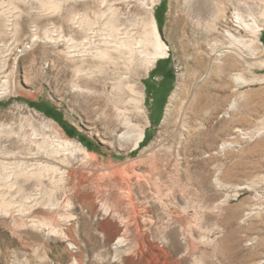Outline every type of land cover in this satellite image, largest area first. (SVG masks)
Masks as SVG:
<instances>
[{"label": "rangeland", "instance_id": "1", "mask_svg": "<svg viewBox=\"0 0 264 264\" xmlns=\"http://www.w3.org/2000/svg\"><path fill=\"white\" fill-rule=\"evenodd\" d=\"M151 1L154 15L163 13L159 30L169 46L157 61L172 67L173 79L150 75L157 62L149 72L142 61L120 70L144 93L149 119L146 138L134 149L109 134L101 114L118 68L90 75L96 60L88 50L105 37L110 10L121 32H135L146 12L143 0H0V87L7 88L0 97V161H27L35 139L57 130L95 155L85 160L68 150L48 161L63 173L16 176L12 170L4 178L9 186L0 180V264H264V135L236 136L238 147L208 155L234 128L264 125V81L241 85L246 99L225 118L218 115L234 94L233 68L219 77L208 73L212 46L227 44L225 29L249 36L234 25V12L262 27L264 37V0H147V6ZM100 11L107 13L94 31H83L79 15L94 19ZM61 35L72 36L75 47ZM240 54L234 68L264 74L263 51L244 47ZM78 66L88 70L77 74ZM214 164L222 186L214 183ZM247 182L250 188L236 191ZM253 207L257 213L245 217Z\"/></svg>", "mask_w": 264, "mask_h": 264}, {"label": "bare ground", "instance_id": "2", "mask_svg": "<svg viewBox=\"0 0 264 264\" xmlns=\"http://www.w3.org/2000/svg\"><path fill=\"white\" fill-rule=\"evenodd\" d=\"M152 3L153 2L151 1L150 2L151 5L147 6V4H149V2L147 3V0H143V4L145 5L144 7L146 9V12L143 15H141V17L139 16L140 18L138 17L139 21L135 23L136 24V27H135L136 31L135 32H133L132 29L131 30L122 29L123 31L121 32L120 31L121 28L119 27L120 25L118 26V24H117L118 22H116L114 12H112L107 7V9L110 10V13L108 12L109 15L105 19L103 18L104 21L102 22V28H104V30H106L105 37L101 38V37H98V35H97L96 37L101 38V39L99 41H97L98 39L96 41L94 40L95 41L94 43H96V42H98V43H96V45L91 43V44H93V47H91L92 49L90 48V50H88L90 57L93 60H96L95 64L91 65V67L89 66V68H88L90 75L95 73L94 71H96V72L104 71V68H109V66H111V65L114 66L115 69L118 68V70L112 76L113 78H112V81L110 84V88L108 90V98H109V102H110L109 104L110 105L107 102L104 103L103 109H101V114L104 115V119L107 121L106 130L109 132V134H113V135L115 134L116 138L119 140L129 141L131 143V147L134 149L139 147L140 143L145 140V137H146L145 128L149 124V119H148V116H147L145 109L142 106V103H143L142 100L144 97V93L142 92V90L140 88H138L136 86L135 82L129 81L126 76H123L122 75L123 71L120 72V70L121 69L123 70L126 68V71H127L128 68H130V66L134 63V61H139V63H140V61H142L143 63L147 64L148 68H146V69H147V72H149V70H151L155 66V63L157 62L158 59L163 58V57L168 55L169 46L161 36L155 15L153 13ZM101 8H103V7H101ZM105 13H107V12L106 11H100L99 13H97V15H95L94 19H90L89 18L90 16H87L86 14L85 15L84 14L79 15L78 21H79L80 25L82 26L83 31L87 32V31L93 30L94 25L97 24L98 21L100 19H102L103 16H105L104 15ZM244 16L245 15H242L240 12H234L232 20L234 22V25H236L238 28L240 27V28L248 31L249 36L243 37L238 33L230 31L228 28L225 30L223 29L224 30V37L227 39V44L226 45L224 44V46L221 44L222 48L220 46V49H216L215 48L216 45L212 46L213 48L211 49L212 51L209 55V57H210L211 54H213V57H212L213 61H214L213 63H215L214 67H211L208 69L209 75L214 73V75H217L218 77H219V75L223 76V74H225V71H228V69H229V71H232L230 69L233 68V72H230V80L233 84L232 91L234 92V94L231 97L226 109L218 115V116L225 117V118H232V116L236 112L238 113L240 111L239 110V100L240 99H246V96H247L246 93L244 91H238V88L241 85H243V84L247 85L250 83L252 84V82H254V81L255 82L258 81L259 83L264 81V74H262V75L257 74V75L248 76L246 74L247 72L245 73L244 69L234 68V67H237L238 64L240 63L239 61H241V60H239V59L243 60V58L241 57V54H240V51L242 50V48L247 47V48L251 49L253 52H256V51H263L264 52V44L260 38V34H261V31L263 30V28L260 27L259 25H257L254 21H251L249 19H245L248 16L247 17L245 16V18H244ZM75 18H76L75 15H72L71 19L74 20ZM121 24H123V23H121ZM129 26L131 27V25H129ZM83 33H85V32H83ZM93 37L94 36H92V38ZM86 38H87V36H86ZM92 38H91V40H92ZM64 40L66 42H71L72 46H73V43L75 42V40L72 36H68V37L64 38ZM78 42H79L78 44H81L80 41H78ZM82 42L84 43V41H82ZM214 42H215V40H214ZM214 42H213V44H214ZM87 43L90 44V42H87ZM225 43H226V41H225ZM73 47H75V46H73ZM83 48H85V47H83ZM240 48H241V50H239ZM197 51H199V50H197ZM83 54H84V52H83ZM86 55H88V54H85L84 56H86ZM238 55L240 58L238 57ZM242 55H243V53H242ZM84 56H82V57L84 58ZM244 62H245V66L247 67L248 63H246L245 59H244ZM259 63L261 66H264V59L262 61H260ZM248 67H250V65ZM251 67H252V65H251ZM75 69H76V73L81 74V75L85 74V71L88 70V69L81 68V66H78ZM110 70L113 71V69H110ZM112 71H111V74L113 73ZM90 75H89V78H90ZM85 76L86 75H84V77ZM180 81L181 80L178 81L177 87L173 90L172 94L170 95L169 104L172 103V99L175 97L177 90H179V88H180ZM4 83H6V79L3 80V84ZM222 83L220 82V84H222ZM226 85H228V84H226ZM75 86H76V88H78L81 91L84 90L81 86H79L77 84ZM223 86H224V84H223ZM221 87H222V85H221ZM6 89H7L6 86L0 87V97H2L3 94L7 93ZM85 89H87L88 91H91V89L88 87H85ZM180 90H182V89H180ZM196 95H194V96H196ZM216 95H218V94H216ZM105 96H106V94H105ZM192 100H193V98H192ZM169 106L170 105L167 106V114H168V110L170 109ZM138 117H140L142 119L143 124L139 123L140 121H138V120L140 118L138 119ZM234 131H235L234 132L235 134L233 136H230L229 140H222L221 142H219L217 150H213L208 155H216L218 153H222V152H225L226 150L231 149L233 146H237L238 145V144L236 145L237 141L234 140V138H237L236 136H238V138H240V139H243V140L246 139L248 141H251V140H254V138H257V137H260L261 135H264V125H258L256 127H252V129H244V128L236 127V128H234ZM34 135L37 136L36 133H34ZM33 138H35V137H33ZM39 138H40L39 140H38V138L35 139V141H34L35 149H32L31 155H30V157L28 155L29 159L27 161H26V159L25 160L20 159V160H17L15 162H10V160H9V163H6L8 161H6V162H3V160L0 161V164L2 166L1 167L2 170L0 171V180L3 181L4 178L8 179L9 176H12V173L14 171H15L16 176L17 175H29V176L31 175V176L39 177V176H43V172H42L43 170H45V171L50 170V171H53L55 173V171L61 170V168L51 164L48 161H50L51 158H54L60 154H65V152L68 150L78 151V152L82 153L85 160L86 159L91 160V159L95 158V155L92 152H90L82 143H80L77 140H74V139H71V138L65 136L63 133L59 132L58 130L55 131L52 136H50L48 134H43ZM230 139H233V140H230ZM12 156H13V154H12ZM198 159H199V157H198ZM13 160H15V159H13ZM208 160H209V158H208ZM10 164L12 166H10ZM28 166H33L31 170L29 168L30 171L27 169ZM217 166L215 164L213 166H211V167L215 168V170L213 169L215 171L214 183H216L217 186H222L223 183L221 181L222 179L220 180V178H219V167H217ZM10 167H12V168L14 167V169L10 170L9 169ZM12 170H13V172L11 173L10 171H12ZM46 172H44V174ZM63 172H65V171L63 170L62 173ZM127 177H128V175H127ZM261 178H262V175H261ZM5 182L8 185L7 181H5ZM250 183H251V181H250ZM250 183L247 182L244 184L236 185L235 189L237 191V189L250 188ZM170 190H172V189H170ZM4 202H3V205H4ZM6 203L8 204V202H6ZM255 209H256V207H253V208H251V210L247 211L245 213V217H248L249 215L257 213V210L255 211ZM125 226H124V228H125ZM123 233L117 235V237L115 238V244L118 245V244L123 242V240H124Z\"/></svg>", "mask_w": 264, "mask_h": 264}, {"label": "trees", "instance_id": "3", "mask_svg": "<svg viewBox=\"0 0 264 264\" xmlns=\"http://www.w3.org/2000/svg\"><path fill=\"white\" fill-rule=\"evenodd\" d=\"M164 5V2H162V4H160V7H163ZM159 10L157 9L155 11V18H156V21H157V24H158V27L160 28L162 26V23H163V19H162V16H163V13H160L158 12ZM261 41L264 43V37L262 36L261 37ZM161 62L157 61V64L155 66V68L151 71V76L154 75V74H159L161 75V77L164 79V80H168V83H172V79H173V70H172V67L168 64H165V65H160ZM164 66V67H163ZM161 67V69H160ZM171 87V84H169V86L166 88V90H169ZM38 107L37 104H34ZM45 111V110H43ZM58 122L61 123V125L63 127H65L66 129H69L66 124L64 122H62L60 120V118H56ZM71 129V135L72 136H77V132L73 129V128H70ZM146 138V137H145Z\"/></svg>", "mask_w": 264, "mask_h": 264}]
</instances>
